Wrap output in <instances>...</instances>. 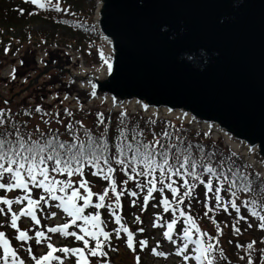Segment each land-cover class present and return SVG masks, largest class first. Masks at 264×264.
Here are the masks:
<instances>
[{
	"label": "water",
	"instance_id": "95a60500",
	"mask_svg": "<svg viewBox=\"0 0 264 264\" xmlns=\"http://www.w3.org/2000/svg\"><path fill=\"white\" fill-rule=\"evenodd\" d=\"M93 19L111 72L28 44L1 59L22 87L0 91V106L174 118L264 174V0H96Z\"/></svg>",
	"mask_w": 264,
	"mask_h": 264
},
{
	"label": "snow or ice",
	"instance_id": "6c2138e0",
	"mask_svg": "<svg viewBox=\"0 0 264 264\" xmlns=\"http://www.w3.org/2000/svg\"><path fill=\"white\" fill-rule=\"evenodd\" d=\"M31 3L37 4L40 8L52 7L57 11H61L59 3L53 4L51 0L47 3L42 0H30ZM68 23V21H65ZM101 57L104 59L105 64L108 66L109 72L112 70L110 61L105 58L103 51L100 52ZM95 95V92L92 93ZM147 109V105H144ZM37 112H41V108H36ZM68 111L67 109L65 110ZM71 115V113H68ZM126 114L121 113L124 117ZM99 123H104L103 114L99 113ZM7 120L6 113L3 109H0V189L12 192L15 189L25 190L27 193L31 192L30 184L37 188H43L48 194L50 199L60 201L56 206L62 208L68 217H71V224L81 228L84 234H78L75 231H68L69 224L52 227L47 229L51 233H60L65 237L71 236L78 241H82L84 247L77 248H56L53 244L47 243L49 251L47 254L40 257L32 256L35 264H52L53 261H57L58 264H63V259L60 256L55 255L56 252H62L66 255H75L77 257L76 264H91L89 257H107L108 253L104 251L105 245L110 240V233L104 231L101 227L103 221L99 212L94 215H84V211L90 205L94 209H102L107 207L111 209L112 215L115 217L117 224L121 222V216L116 215V209L121 207L120 197L124 194L123 190H117V184L115 179L112 178V174L115 169L111 166L113 160L107 155L109 151L108 142L103 137L97 140L89 136L88 143L79 141L78 136L73 132L74 140L72 143L64 142L59 139L55 134L47 136L41 134L39 139H32L31 133H22L20 128L13 124L11 130L4 128ZM69 130H72V125H68ZM165 138L171 139L170 133L165 129L162 133ZM127 137L124 130H121L117 148V157L115 163L121 166L122 170L130 171L129 179H135L138 176L146 178L145 182L138 183L137 187L142 191L147 189V195L144 197V206H147L149 199L154 198V192L164 193L165 190H169L175 200L176 206L173 207V202H170L167 196H164L160 203L163 205V210L168 212L170 209L175 214L179 212L180 217H185L184 223L187 225L182 230V235L177 239L182 241V245L176 248V255L182 256L184 262L195 260L197 264H216L215 253L218 251L221 259H226L222 249L219 248L218 237H213L205 232H202L196 223V220L191 214L186 213L180 205L184 203V199L191 198L192 193L195 190V183H189L188 177L192 180L199 181L204 184L207 189V193H212L216 200V207H223L224 211H227L229 207L233 208L237 214L240 213V207L236 203L237 192L253 194L251 199H245L243 206L248 208L252 216L257 217L260 221L259 227L264 229V201L258 203L257 196L264 194V174L256 173L254 177H250L249 174L241 173L238 169L232 172L231 178L226 172H217L215 167L207 164H198L190 154H184L177 149L175 160L170 159V153L175 145L169 144L165 147L159 140L144 144L142 142L127 143ZM157 145L160 147V151H157ZM189 147H191L189 145ZM101 162L104 167H101ZM51 165L49 169L48 165ZM87 164L96 169L92 173L94 176H100L103 180L109 181V186L104 189L102 193H94L89 186V182L86 179L79 181V187L74 188L72 180H56L54 177H50V171L54 173H66L71 177L74 173L83 176V166ZM137 167L140 171L137 172ZM106 168V171H105ZM197 168L202 169L198 172ZM157 172L159 175L157 176ZM208 174L210 177L207 182L201 179L203 174ZM179 177L183 181L184 191L181 194L180 188L174 186L176 181L172 177ZM214 177L217 184L214 188ZM167 181V182H166ZM166 182V183H165ZM128 181L123 182L127 185ZM159 183V188L157 184ZM224 183L228 184V189L231 192L233 199L222 203V197L220 192ZM57 186H59V192L64 195H56ZM68 189H71V193L68 194ZM80 189H84L82 194ZM109 191L114 194L115 205L109 203L105 204L106 198L109 197ZM131 196H137L135 191L129 193ZM93 196L98 197V202L93 205ZM45 200V197L41 196L39 200L32 199L30 195L17 196L15 200L5 197H0V204L7 206V211L4 207H0V214L7 215L10 213V226L13 229L18 230L16 239L19 241H28L33 239L26 230H20L18 226V220L20 217H30L37 225L40 224V220L37 219L36 207L40 204V201ZM27 202V206L17 212L12 210L13 204H22ZM78 201H83L82 204H78ZM46 202V201H45ZM135 203V201H133ZM190 208L191 205L189 204ZM260 209V210H258ZM208 211H213L209 208ZM207 212L205 215L207 216ZM55 215V213H52ZM160 219L159 217L157 218ZM213 224L216 225L217 232L222 235V229L214 218ZM239 219H245L243 216H239ZM82 220L89 227L83 225H77V221ZM139 220V217H137ZM177 220L173 219L166 225L167 231L163 233V236L172 243H177V240L173 238V230ZM156 227L163 225L155 224ZM251 226V225H249ZM193 229L196 233H199V238L193 239ZM233 229L236 234H239L240 230L233 224ZM117 235L121 231L127 233V246L133 251L136 250L134 245V233L127 227L121 224L120 228L114 230ZM139 232H143V228L138 229ZM103 237V239H101ZM93 240L94 246H90V239ZM50 237H46L44 231L35 232V241L37 244L47 242ZM207 241V242H206ZM255 241L249 243L247 247L251 249ZM0 245L3 246V255L0 256V264H25L20 259L16 250H14L6 238L5 233L0 231ZM148 245L147 240L139 241V246L145 248ZM194 245L192 249L194 255L187 254L189 252V246ZM110 247L111 245L108 244ZM158 247V246H157ZM157 247L152 248V252L157 256H166L163 251H157ZM239 247V245H238ZM31 254L32 249L28 247L26 249ZM137 264L140 262V257H136ZM104 264H108V261H104ZM249 264H252L249 259Z\"/></svg>",
	"mask_w": 264,
	"mask_h": 264
},
{
	"label": "trees",
	"instance_id": "16d2710c",
	"mask_svg": "<svg viewBox=\"0 0 264 264\" xmlns=\"http://www.w3.org/2000/svg\"><path fill=\"white\" fill-rule=\"evenodd\" d=\"M50 10L49 13H52L53 10ZM40 10V7L37 4H33L30 0H0V18L6 21L7 25L13 26L15 23L20 22L23 18L30 17V20H34L37 13ZM70 15L68 17L63 18L64 20L55 21L53 17H45L42 15L41 17L47 20H50L53 24L58 26H64L67 29H73L77 27L76 30L80 32L83 31L80 25L84 28L87 23H89L88 19L81 15ZM68 21V23H65ZM91 22V21H90ZM93 27H91L92 29ZM88 34V33H87ZM94 37L95 40L93 43H96V31L94 29ZM87 54V52H86ZM6 113L7 120L10 122H6L3 125L4 128H8L11 130L13 124L20 128L22 133H31L32 139H39L41 134H45L47 136H51L55 134L59 137L61 141L72 143L74 140L73 132L76 136H78L79 141L88 143L89 136L100 140L101 137L107 140L109 151L107 155H109L113 162L112 165L115 169L114 176L117 184V190H123L124 194L120 197L121 207L116 209V215L121 216L122 224H130L132 229L137 231V235L134 237V245L136 247L135 252L140 257L141 264L143 257L148 254V249L152 247L151 245L154 242V238L156 236L157 230L161 229V233L167 231L166 225L170 223L173 219L177 220L176 225L173 230V238L179 237L182 235V230L187 225L184 223L185 217H180L179 212L175 214L171 211L165 212L163 210V205L160 203L164 196H167L170 202H173V207L176 206L175 200L176 197H173L172 193L169 190H165L164 193L154 192L152 199H149L147 202V206L144 204V197L147 195V189L143 191L137 187L138 183L145 182L146 178L142 176H138L135 179H129L130 171H125L121 169V166L116 164L115 158L117 157V148L116 144L118 143L120 132L124 130L127 140V143H135L137 141L142 142L144 144L155 142V140H159L165 147L169 144L175 145L170 153V159L175 160V156L177 154V149L184 154H190L193 159L197 161L198 164H207L209 166L215 167L217 172H226L229 174V179L231 178L232 173L229 172V169L232 172H235L237 169L241 173L249 174L250 177L255 176V172L253 169L245 162H243L237 155H235L231 149L225 148L220 149L215 146V144L208 139L203 134H198L195 131L183 129L180 124L175 120H155L146 117H139L135 115H125L121 116V113L117 112L112 115L109 113H103L98 111H89L86 113H77L69 115L70 112H65L58 117L66 116L67 122L62 124V127L52 126L49 124V118L44 119L40 124L34 123L31 119L34 115L42 114L41 112H37L36 108H31L27 110H22L18 112H11L7 109H3ZM103 114L104 123H99L98 114ZM88 116V118H86ZM72 125V130L70 131L68 125ZM114 125H118L116 128ZM167 129L170 133L171 139L165 138L162 133ZM189 145L191 147H189ZM157 151H160L159 145H157ZM87 165V164H86ZM89 167H84L85 178L79 174H73L71 177L67 176L66 173H54L50 171V177H54L56 180H72L73 187H79V181L81 179H86L90 185L93 183H97V187L95 189V193H102L106 187L109 186V181H105L100 176H94L92 173L94 170L93 167L88 165ZM49 169H51V165H48ZM101 167H104L101 162ZM96 171V169H95ZM106 171V168H105ZM140 171V168L137 167V172ZM197 171L200 172L202 169L197 168ZM157 176L159 173L157 172ZM210 177L208 174H203L201 179L207 182ZM213 186L215 188L217 181L214 177ZM173 180L176 181L174 186H178L180 188L181 194L185 190L183 187V181L179 177H172ZM189 183H195L196 187L194 192L192 193L191 198H185L184 203L180 205L186 213L191 214L193 218L196 220L200 230L202 232L207 233L210 236L218 237L219 239V248L223 250L226 259H221L219 256V252L215 253L216 264H249V259H251L252 264H264V229L259 227L260 221L257 217L252 216L251 212L248 208L243 206V201L245 199H251L253 194L237 192L236 203L240 207V213L229 207L227 211L223 210V207H216V200L212 193H207V189L204 184L199 183V181H193L191 177H188ZM127 180V185H124L123 182ZM167 182V181H166ZM165 182V183H166ZM159 183L157 184V188H159ZM31 192L27 193L22 189H15L12 192H8L6 190L0 189V197L10 198L15 200L17 196L30 195L32 199L39 200L41 196L45 197V200L40 201V204L36 207L37 213L39 215L40 224L37 225L35 222H32V227H30L29 232L35 234L36 231H44L46 237H50L52 235L51 232H48L49 229L48 220L51 217L52 212L57 211L58 208L56 205L60 203V201L50 199L49 194L43 188H37L34 185L30 184ZM228 189V184L224 183L220 192V196L222 197V203L230 201L233 199L231 196L230 190ZM68 194L71 193V189H68ZM83 194L82 189H80ZM135 191L137 196L133 197L129 193ZM56 195H64V193L59 192V186H57ZM258 203L260 201H264V194L258 195L257 197ZM46 201V202H45ZM93 205L98 202V197L93 196L92 198ZM135 201V203H133ZM83 201H78V204H82ZM113 204L115 205L114 194L109 191V197L106 198L105 204ZM191 205L189 208L188 205ZM27 202L25 201L22 204H13L12 210L19 214L22 208H25ZM19 207L18 210H15V207ZM0 207H4L7 211V206L0 204ZM209 208H212L213 211H208ZM260 210V209H258ZM96 212H99V209H94L93 206H89L85 209V215H94ZM102 212L104 215L105 225L107 227V232L110 233V240L104 247V251L108 253L107 257H89L91 264H104V261H108V264H137V260L133 262H128L126 254L127 252L133 251L127 246V237H125V233L121 231L119 235L114 231L115 229L120 228L121 224H117L115 221V217L112 215L111 209L107 207L102 208ZM207 212V216L205 215ZM264 214V212H262ZM239 216L245 217V219H239ZM139 217V220H137ZM160 218L159 220L157 218ZM214 218L216 224L220 226L222 229V235L217 232L216 225L213 224L212 219ZM149 221H151L152 229H149ZM25 217H20L18 220V226L21 230L24 227ZM82 223L81 220L77 221V225ZM156 224L163 225L161 227L154 226ZM233 224H236V227L239 228V234H236L233 229ZM251 225V226H249ZM76 225H70V229L68 231L76 232ZM143 228V232H139L138 229ZM0 231L5 233L6 238H10L16 245L15 250L20 255V247H24L25 250L27 245L25 246L22 242L16 239L18 235V230L13 229L10 226V213L7 215L0 214ZM193 234L199 238V233L195 232L193 229ZM62 235V234H61ZM35 236V235H34ZM61 239H64L71 247H84L82 241L76 240L74 237L68 236H60ZM34 238V237H33ZM90 239V238H89ZM103 239V237H101ZM123 239L126 242H123ZM147 240L148 245L145 248H141L139 246V241ZM255 241V244L251 249L247 247L249 243ZM17 242H21L19 245ZM207 242V241H206ZM25 243V242H24ZM65 243V242H64ZM94 241L90 239V246H94ZM108 244L111 246L109 247ZM239 245V247H238ZM59 248H62L59 246ZM0 254L3 255V246L0 245ZM55 255L62 257L63 264H66L67 257H72L73 255H66L62 252H56ZM76 258H73L72 264H76ZM52 264H58L57 261H53Z\"/></svg>",
	"mask_w": 264,
	"mask_h": 264
},
{
	"label": "rangeland",
	"instance_id": "374dc122",
	"mask_svg": "<svg viewBox=\"0 0 264 264\" xmlns=\"http://www.w3.org/2000/svg\"><path fill=\"white\" fill-rule=\"evenodd\" d=\"M63 4L66 7H71L69 9H73V11L76 12V14L78 12H81V14L88 19L89 23L85 25L86 29L80 25L82 30L86 31L85 33L80 32L76 30L75 28L71 30V29H67L64 26L55 25L53 24L54 22L52 23L50 20L44 19L45 17L52 16V14H49L47 16L45 15L44 18H42L41 16H38V17H35L34 20H31V21H29L30 17H26V18H23V20H21L20 22L15 23L13 26L7 25L6 21L0 18V62H1L2 57H7L5 56V54L10 53L11 51L15 53L16 51H19L22 46H23L22 48L24 49V45L26 43L33 42L34 46L36 47L46 46L48 44L49 45L51 44V45H57L60 47H64L70 50L71 49L80 50L87 62L100 63L102 59L100 58L98 54V47L95 44H93V41L95 40L94 34H92L94 33V28L91 29V27H94V24L92 22V17L94 14L96 0H63ZM61 14H65V13L61 12ZM96 42L98 43V35L96 37ZM39 50L40 52L45 51L44 48H41ZM83 52L85 53L87 52V56ZM32 53L39 54L38 52H35V51H33ZM6 65L7 64H4L2 67H0V75H8L7 78L0 77V91H3V90L6 91L9 88L7 93L11 94L15 91H18V89H20L19 86L22 87L21 86L22 79L19 81L17 80L16 86L7 85L10 67ZM7 86L9 87L7 88ZM37 86L38 85H36L35 83L33 86L29 87V89L27 90L28 91L27 93H30L32 94L31 96H33V93L31 92L35 90L36 91V92L34 91L35 94L39 97ZM46 117L49 118L50 125L59 126V127H62V124H65V122H67L68 120L66 116L58 117L56 114L54 115L47 114ZM40 118H41V115L36 114L32 117L31 120L36 124H40ZM86 118H88V116H86ZM41 120H43V117L41 118ZM92 189L93 190L96 189V184L93 185ZM56 221H58V218L56 219ZM58 223H59L58 225L54 223L53 227H57L61 225L60 221H58ZM50 224L52 225L53 222L50 221ZM148 224H149V229H152L153 226L151 225V221H149ZM84 226L90 228V226H86V225ZM81 233L84 234L82 230H81ZM156 235L159 236L160 232H158ZM52 236L57 237V234L53 233ZM28 242L32 244V251H34L33 256L40 257L42 255L47 254V252L49 251L47 247L48 241L42 242L40 245H43V247L41 248L35 247V244L37 243L34 239L28 240ZM51 242L54 245H56V243H58V238L56 241L52 239L50 243ZM123 242H126V240L123 239ZM194 247H195L194 245H190L189 250H192ZM161 248L167 254L166 258H163L161 256L153 257L150 254V255H147L146 258H144L141 263L142 264H187L186 262L183 261V259L177 260V255H176L177 247L173 246L171 244V241H166L164 248H163V245L161 246ZM22 255L26 256V257L23 256L20 258L25 262V264L33 263L32 262L33 259L29 257L30 254L27 256L24 252L22 253ZM137 256L138 254L135 251H130V252H127L126 254L127 261L130 263L135 261ZM67 258H68L67 259L68 262L70 263L71 262L70 257H67Z\"/></svg>",
	"mask_w": 264,
	"mask_h": 264
}]
</instances>
